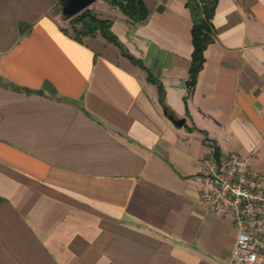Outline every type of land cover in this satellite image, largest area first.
<instances>
[{
  "label": "crops",
  "instance_id": "1",
  "mask_svg": "<svg viewBox=\"0 0 264 264\" xmlns=\"http://www.w3.org/2000/svg\"><path fill=\"white\" fill-rule=\"evenodd\" d=\"M143 2L144 23L95 13L182 127L118 45L74 38L59 0H0V264L228 263L237 230L195 176L211 145L264 174V0H219L189 95L186 1Z\"/></svg>",
  "mask_w": 264,
  "mask_h": 264
},
{
  "label": "built area",
  "instance_id": "2",
  "mask_svg": "<svg viewBox=\"0 0 264 264\" xmlns=\"http://www.w3.org/2000/svg\"><path fill=\"white\" fill-rule=\"evenodd\" d=\"M201 163L195 176L201 201L231 218L237 230L227 264H264V174L249 156L220 154L214 145Z\"/></svg>",
  "mask_w": 264,
  "mask_h": 264
},
{
  "label": "trees",
  "instance_id": "3",
  "mask_svg": "<svg viewBox=\"0 0 264 264\" xmlns=\"http://www.w3.org/2000/svg\"><path fill=\"white\" fill-rule=\"evenodd\" d=\"M118 6L121 11L134 23H144L149 16V9L143 0H106ZM186 6L190 10L193 22L192 43L194 51L192 54L191 68L187 81L188 95L198 82V76L205 64V50L213 43L217 36V31L213 23L219 0H185ZM72 34L78 41L84 37L100 34L122 49L123 55L128 57L134 64L140 65L148 71V80L158 85L160 102L165 113L171 118L175 117L174 111L166 103V91L160 82L144 63L131 55L118 37L112 31L113 20L101 18L95 13V9L90 7L77 16L69 20ZM188 98L186 97V100ZM192 130V129H191Z\"/></svg>",
  "mask_w": 264,
  "mask_h": 264
},
{
  "label": "water",
  "instance_id": "4",
  "mask_svg": "<svg viewBox=\"0 0 264 264\" xmlns=\"http://www.w3.org/2000/svg\"><path fill=\"white\" fill-rule=\"evenodd\" d=\"M97 0H61L62 13L65 19L70 20L84 10L92 7ZM176 126L182 127L186 119H172Z\"/></svg>",
  "mask_w": 264,
  "mask_h": 264
},
{
  "label": "rangeland",
  "instance_id": "5",
  "mask_svg": "<svg viewBox=\"0 0 264 264\" xmlns=\"http://www.w3.org/2000/svg\"><path fill=\"white\" fill-rule=\"evenodd\" d=\"M105 1H106V0H105ZM98 2H100V1H98ZM59 4H60V6H61V0H59ZM109 4L112 5V6H114V7H117L116 5H113V4H111V3H109ZM61 7H62V6H61ZM92 7H93L94 9L101 10L100 7H99V3H95V5H92ZM64 19H65V18H64ZM65 20H67V19H65ZM66 24L68 25V27L71 28V24H70L69 20L66 21Z\"/></svg>",
  "mask_w": 264,
  "mask_h": 264
}]
</instances>
